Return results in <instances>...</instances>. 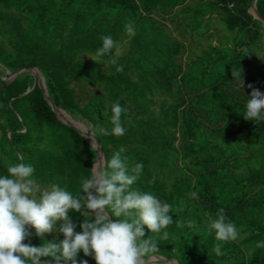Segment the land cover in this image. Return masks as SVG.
<instances>
[{"label":"trees","instance_id":"1","mask_svg":"<svg viewBox=\"0 0 264 264\" xmlns=\"http://www.w3.org/2000/svg\"><path fill=\"white\" fill-rule=\"evenodd\" d=\"M190 1L0 0V76L38 67L51 99L95 132L105 160L123 148L129 170L143 165L132 188L169 203L173 217L159 234L145 229L158 244L150 254L179 264H264V248L256 247L264 242V119L243 116L252 90L264 93V25L252 0ZM256 6L264 17V0ZM215 17L229 37L218 34ZM168 22L175 29L184 22L180 38ZM188 34L208 39L194 58L187 42L196 40ZM105 35L122 50L117 65L96 56ZM35 81L31 71L0 78V175L9 165L30 164L38 185L78 195L97 149L61 120ZM117 102L126 109L125 134L103 135L100 128L111 132ZM221 208L239 232L236 241H217L209 228ZM69 215L81 232L85 218ZM30 231L24 243L41 246ZM84 260L96 264L81 251L78 264Z\"/></svg>","mask_w":264,"mask_h":264},{"label":"clouds","instance_id":"2","mask_svg":"<svg viewBox=\"0 0 264 264\" xmlns=\"http://www.w3.org/2000/svg\"><path fill=\"white\" fill-rule=\"evenodd\" d=\"M125 29L129 36L135 35L130 24ZM101 40L96 56L108 55L110 63L117 65L121 48L110 35L102 36ZM116 70L123 71V66H117ZM248 97L244 119H264V93L253 89ZM125 111L119 102L114 103L111 132L105 128L99 131L103 135L123 136L126 129L121 115ZM124 151L121 148L110 160L94 162L89 176L81 178L82 192L75 196L58 184L41 189L32 178L34 168L30 164L9 165L7 174L0 175V264H78L81 251L96 264H145V257L158 251L157 242L146 237L145 229L157 234L166 229L173 222L169 214L172 206L151 192L132 188L143 165L137 163L129 170L127 157H122ZM191 197L198 198V194L192 192ZM70 210L85 218L81 232L75 230ZM209 220L217 241L239 238L235 224L226 220L224 209ZM30 229H35V235L43 240L41 246L24 243L33 235ZM53 232L57 234L55 239L45 238ZM168 235L164 231L161 239L166 240ZM256 247L264 248V242H257ZM214 251L218 256L222 254L220 244Z\"/></svg>","mask_w":264,"mask_h":264},{"label":"water","instance_id":"3","mask_svg":"<svg viewBox=\"0 0 264 264\" xmlns=\"http://www.w3.org/2000/svg\"><path fill=\"white\" fill-rule=\"evenodd\" d=\"M256 2H257V0H252V4H251V7H250V10L255 15V17L257 19L262 21V23L264 25V17L259 12V10H258V8L256 6ZM23 71H31L35 75V78H36L35 85L38 84L39 86H41L44 89L45 97L51 103L53 109L55 110L57 115L61 118V120H63L65 123H67V124L71 125L72 127H74L76 129V131L81 133L89 141V143L92 144L97 149V160H96L95 163H98L101 160H105L104 151L102 149L100 140L96 136L95 132L92 129H88L86 126H85V128L83 127L84 129L80 128V126H78L76 124V122H74V119L71 117L70 113L66 109H64L61 106L57 105L51 99L50 94H49L48 89H47V84H46L45 78H44L41 70L38 67H23V68L14 70V71H10V72H8V74L6 76H0V78L5 80V81L13 80V79H15L17 77V75H19ZM89 136L95 138L96 143L95 142L93 143L92 141H90L89 138H88ZM152 258L155 259V260L165 261L167 264H179V261H178L177 258H175V257L168 258V257H166L164 255H161V254H149L147 257H145V262L151 261Z\"/></svg>","mask_w":264,"mask_h":264},{"label":"rangeland","instance_id":"4","mask_svg":"<svg viewBox=\"0 0 264 264\" xmlns=\"http://www.w3.org/2000/svg\"><path fill=\"white\" fill-rule=\"evenodd\" d=\"M194 0H191L190 1V3L191 2H193ZM179 15H180V13H179ZM181 20V19H180ZM168 25L172 28V33H173V35L175 36V37H177V38H180L181 37V34H180V32L179 31H181L182 30V28L184 27V22H181L180 23V27L178 28V29H175V25H174V23L173 22H168ZM212 25H215V26H217L218 27V29H219V31H218V34L220 35V36H222V37H229L230 36V33L228 32V30L225 28V26H224V24L222 23V21L219 19V18H217V17H215L214 19H213V22H212ZM213 31V30H212ZM189 36H192L193 37V39H195L196 40V42H194V43H192V42H187L188 44V46L190 47V46H192V48H193V50H194V52H193V54H192V57L194 58L199 52H201V50L203 49V48H206L207 47V44H208V39H207V37H203L202 39H198L197 37H196V35H191V34H188ZM217 38H215L214 40H213V42L214 43H216L217 42V40H216ZM123 46H125V43H124V45ZM128 48L126 47V50H127ZM89 57V56H88ZM69 114V113H68ZM70 116V115H69ZM76 122H78L80 125H81V127H84L85 128V125H83L81 122H79V121H76ZM38 185V184H37ZM39 187L41 188V189H45V188H49V187H45V186H41V185H39ZM32 231H34L35 232V229H31ZM50 235V237L52 238V239H55L56 237H57V234L55 233V232H53L52 234H49ZM62 234H60L59 235V239H62ZM152 260H155V259H153L152 258Z\"/></svg>","mask_w":264,"mask_h":264},{"label":"bare ground","instance_id":"5","mask_svg":"<svg viewBox=\"0 0 264 264\" xmlns=\"http://www.w3.org/2000/svg\"><path fill=\"white\" fill-rule=\"evenodd\" d=\"M79 126V125H78ZM81 128V127H80ZM82 129H84V128H82ZM89 137H91V136H89ZM92 138V140L96 143V141H95V138H93V137H91Z\"/></svg>","mask_w":264,"mask_h":264}]
</instances>
